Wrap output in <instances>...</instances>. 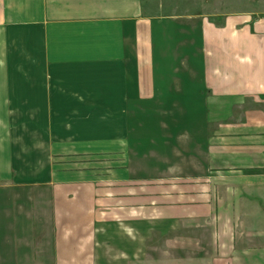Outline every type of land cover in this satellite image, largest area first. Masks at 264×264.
Listing matches in <instances>:
<instances>
[{
  "label": "crops",
  "instance_id": "crops-1",
  "mask_svg": "<svg viewBox=\"0 0 264 264\" xmlns=\"http://www.w3.org/2000/svg\"><path fill=\"white\" fill-rule=\"evenodd\" d=\"M148 7L0 0V264H264V15L204 18L170 78Z\"/></svg>",
  "mask_w": 264,
  "mask_h": 264
},
{
  "label": "rangeland",
  "instance_id": "rangeland-1",
  "mask_svg": "<svg viewBox=\"0 0 264 264\" xmlns=\"http://www.w3.org/2000/svg\"><path fill=\"white\" fill-rule=\"evenodd\" d=\"M144 1L146 4L148 3L149 5L148 8L150 9L151 13L162 14L164 16L166 15V18H168L166 23L156 24L155 27L158 28L159 30H162L163 33H166L165 38L161 39V41L164 49L163 52L164 54H167L169 57V61H168L169 62L168 64L170 65L169 68H172L171 69L172 72L170 71L171 73L169 75L170 78L176 77L175 76L176 73H174L175 70H173L175 69L176 66L178 68L176 70H178L177 72L179 76H181L182 74L185 75V72L188 73V77L191 76V71H190L191 64H194V62L196 63V61L200 62V56L199 58H197V56L195 55L196 46H197L196 42L198 41L195 38V34L196 33L200 34L201 23L204 18L208 19L211 22H214L215 24H221L224 16L227 15H247L252 18H256L261 15H264V0H144ZM159 61L160 60L157 59V63H159ZM160 65L157 67L158 81L162 79L159 77V74H162L163 72L162 71L163 67L162 65L160 67ZM171 106L172 107L175 106L173 108L175 110H179V112L180 111L189 112L191 111L190 108H192L193 106L194 108L196 107V105L193 103L172 104ZM134 108L136 109L135 118H132L130 120L131 122L130 124L133 127L135 126L136 128L139 127L142 128L143 126L154 127L156 125L166 126L167 122L170 123V125H175L174 123L181 122L182 126H191L190 123L191 124L193 123L192 121H190V118H182V117L181 119L175 118L169 120H166L164 118L159 119L158 117L146 118V119L142 117L143 112H146V114H148V111H151L154 112V114H156L159 112V109L160 110L165 109L164 106H162V104H159V107L156 105V108H154V106H151V108H149L146 107L143 103L138 102L134 104ZM173 108L170 110L172 111ZM182 116L184 115L182 114ZM135 151H137L135 153L141 154L142 151H144L142 144H138L136 146ZM101 154L89 155L87 157L96 158ZM106 155L108 156L109 154L107 153L102 154V156H106ZM116 163L117 162H111L109 159L106 160L88 159L87 162H74L72 165L76 164V166H78L79 164H81L82 166H86L91 169L93 168V170H96L99 174H102L105 171L112 169V164H116ZM142 163L143 162H135V164H137L136 167L142 169L143 168ZM104 234L107 233L104 232ZM48 247L49 245L46 246V248ZM105 248L106 249H104V252L106 251L105 253L108 254V256L113 255L111 254L112 251L110 250V248L107 247ZM24 249L26 250V248ZM10 260H11L10 264H20V262L16 261L13 257ZM97 264H121V263L98 262ZM122 264H126V263H122ZM140 264L142 263L140 262Z\"/></svg>",
  "mask_w": 264,
  "mask_h": 264
}]
</instances>
